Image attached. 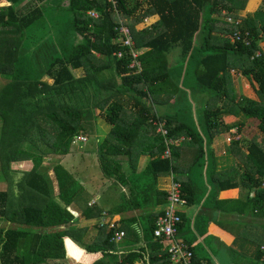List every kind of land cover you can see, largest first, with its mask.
Here are the masks:
<instances>
[{"label": "trees", "instance_id": "1", "mask_svg": "<svg viewBox=\"0 0 264 264\" xmlns=\"http://www.w3.org/2000/svg\"><path fill=\"white\" fill-rule=\"evenodd\" d=\"M24 1L0 0V4L8 2L0 6V80L4 81L0 84V182L7 184L0 190V264H65L59 261L67 258L68 239L94 255L81 256L82 264H135L138 260L142 264H171L170 254L164 253L154 238L155 223L167 197V189L158 186L159 178L173 176L182 181L186 204L197 203L192 183L185 176L179 179L178 167L188 166L193 153L205 158L213 140L233 130L234 126L224 122V117L231 114L243 113L255 120L262 140L247 141L246 149L241 146L243 140L233 143L238 166L217 174L218 189L202 205L209 206L218 191L240 188L248 199L245 204L264 216V7L243 16L239 13L247 0H147L148 10L129 23L135 48L142 52V71L137 72L129 67L127 49L115 42L116 26L120 20L133 18L143 0H69L65 14L58 6L62 9L57 11L59 19L68 18L60 25L59 19L54 21L57 16L49 18V9L54 8L51 0H33L28 7L22 6ZM95 10L97 18L88 13ZM226 12L242 19L237 26L249 33V46L245 41H233L236 27L227 21ZM146 14H158L159 18L150 27L137 29L136 22ZM44 22L53 26L57 23L66 34L57 41L59 47L55 44L57 38L45 41L52 46L41 45L40 34L45 31L40 25ZM78 33L82 39L77 43ZM199 38L201 44L197 45ZM31 46L34 52H27ZM41 46L48 60L44 62L48 63L46 70H41ZM119 51L127 52L119 58ZM173 51L180 54L175 55L179 60L171 65L169 55ZM258 51L263 52L261 57H256ZM77 71H84V75L76 78ZM236 73L251 80L258 100L237 96L233 80ZM46 76L54 83L44 80ZM189 89L204 91L195 92L199 96L208 93L200 116H193L191 111L184 116L186 110H171L173 105H180ZM68 95H74L71 101ZM88 100L92 106L85 104ZM96 110L100 115H95ZM101 122L107 125L106 137L100 142L98 138L96 149L101 170L117 184L131 185L133 193L131 198L126 194L121 205L112 208L98 201L90 203L91 198L83 199V184L60 159L54 167L55 178L44 166L47 157L69 155L78 137L100 134L97 127ZM161 123L167 134L158 132ZM34 130L36 136L32 135ZM169 142L178 144L169 146L168 158L164 155ZM141 156H149L150 161L140 171L137 164ZM126 159L130 174L123 165ZM24 161H31L34 167L16 180L12 164ZM194 165L199 167L201 163L183 168V174L189 177ZM234 201V209L237 202H245ZM159 204L162 206L157 207ZM72 205L78 206L88 221L100 220L105 210L118 213L123 209H140L147 218L138 226L140 230L126 217L123 227L114 230L96 224L90 242V226L76 225ZM246 207L239 210L245 211ZM180 215L179 235L184 227L191 228L184 214ZM206 225V221L202 223L204 232ZM244 226L251 233L255 227ZM257 227L264 230L263 226ZM116 231L126 232L123 241H113ZM129 237H134V243L144 240L146 247L120 256V245L132 242ZM247 237L243 229L236 235L237 239ZM185 242L192 247L190 241ZM255 245L258 252L252 263L264 264V237ZM192 250L195 264L207 260ZM207 263L212 264L210 260Z\"/></svg>", "mask_w": 264, "mask_h": 264}, {"label": "crops", "instance_id": "2", "mask_svg": "<svg viewBox=\"0 0 264 264\" xmlns=\"http://www.w3.org/2000/svg\"><path fill=\"white\" fill-rule=\"evenodd\" d=\"M263 2L264 0H247L245 9L241 10V15H252ZM220 28H222V25ZM178 54H180L179 51H173L169 55L171 65L176 64L172 62V56ZM77 73L75 74L74 72L76 78L77 76H79L78 78L83 76L80 71H77ZM253 99L258 100L257 94L253 97ZM192 110L193 112L195 111L194 108H192ZM200 114V112L199 114H196V117L200 116ZM247 118L248 117L243 113L240 115L231 114L225 116V124H227L228 126H234L233 130L230 131V133H222L219 138L213 140V142L209 146V152L207 153V156L205 158H198V156L193 153L191 155L192 160H190L188 166H190L193 162H195V164L197 162H200L202 166L200 165L199 167H197L196 165H194V170H192V174L189 177L188 173L183 174V176L187 177V180H190V183H192V186L194 188V196H196L199 201L195 204L185 203L183 206L185 207L184 210L180 211L186 217V222L189 221L191 223V228L188 229L186 224L187 229H185V227L183 228V231L180 233L179 238L184 241H190L194 250L198 252V256L200 258H207V260H210L212 264H253L252 262L256 259V253L258 252L255 241L261 240V238L264 237V230L260 229L259 227H252L254 229H251L252 233L249 231L250 229H246L245 226L241 227V225L247 224H249L250 226H260L262 223H264L263 221L261 222L264 216L257 215V212L252 210L250 205L245 204L248 199L245 197L246 195H243V191L240 188L218 191V193H216L217 197L214 198L213 201H211V204L209 206L202 205L204 204V200L207 199L208 194L211 191L218 189L217 174L222 172H229L238 166V158L236 155V151L233 148V143L237 140H243L241 141V146L246 149L247 141L249 140H247L244 134L246 131H248V127L250 129V125L246 124ZM250 121H252V119L249 120V122ZM252 124H254V122H252ZM240 129L243 130L244 133H241L239 131ZM230 138H232L231 141L229 140ZM96 149L97 147L94 148L93 151L97 153ZM125 161L128 162V159H126ZM140 161H145L147 163V166L150 161V157L141 156V158H139L137 169L141 171L146 166L141 167L139 165ZM123 165L124 167L126 166L125 163H123ZM188 166H185L184 169H186ZM125 169L128 174L132 172L130 166H128V168L126 167ZM52 176L55 178V172ZM170 178H172V176L160 177L158 186L163 189L167 188L166 186L169 184ZM81 183L83 184V186H86V184L82 181ZM116 183L118 182L116 181ZM56 186V190L59 192L58 184H56ZM119 186V196L107 192L106 195L103 188H97V193L94 197H92V199L97 198V201L99 203L102 202V206H104L105 208H112L122 203L125 199L126 194L128 198H131L133 194L130 190L131 185H123L122 183H120ZM201 193L204 194L201 195ZM234 200H242L245 202H237V209H234ZM161 206L162 205L159 204L157 207ZM243 207H246L245 211H240L239 209ZM71 210L77 216L76 225H79L81 223V220H83V217L78 218L79 214L81 213L80 209L78 208V206L72 205ZM125 217L130 218L134 226H136V228L140 230L138 226L143 223L145 216L140 209H123L118 213H109V215L105 217V221H107L108 224L116 222L117 227H123V220ZM146 218L147 217H145V220ZM205 221L207 222V227L206 231L204 232V229H202V223H204ZM88 222L92 221L83 220L81 226H88ZM239 222H242L241 225H238ZM101 223L102 218H100V220H96L94 222V226L97 224V226L99 225V227H101ZM1 224L4 225V223ZM104 227L108 228L106 225ZM242 229L244 235L248 236L247 238H245V240L236 238L237 233L239 234L240 230ZM92 231L93 229L90 227L89 236L87 237L88 241L90 242L93 241V237L95 235V233H92ZM133 238L134 237L128 238L130 241H132L131 243L125 242L120 245V250L118 251V254L120 256L132 252L137 247H146V242L144 240L140 241L139 243H134ZM68 240L69 242H67V258L59 262L65 263L66 261L68 264H82V262H80V259L84 254L88 256H94L88 253L86 247H84L83 245H80L72 239ZM79 251L80 254L78 256ZM144 260L148 262L147 257ZM207 260L205 261L207 262ZM51 263L53 262L51 261ZM135 264H142V262L138 260Z\"/></svg>", "mask_w": 264, "mask_h": 264}, {"label": "rangeland", "instance_id": "3", "mask_svg": "<svg viewBox=\"0 0 264 264\" xmlns=\"http://www.w3.org/2000/svg\"><path fill=\"white\" fill-rule=\"evenodd\" d=\"M32 1L33 0H25L22 3V6L28 7L30 2H32ZM57 1L58 2L55 3L54 1L51 0V3L54 4L55 9L54 8L49 9V13H48L49 18L57 16L54 18V21L56 18H57V20L59 19V13L57 11H61L63 9L62 12L65 14V11L67 10V8L69 7V4H70L69 0H57ZM143 2L144 3L140 4L136 8V15L133 18L122 20V22H125L126 24H128V26L130 28H131L130 24H132L130 21L134 22V19H139L142 16V14H144L148 10L147 0H143ZM0 6H3V4H1ZM58 6L62 7V9L58 8ZM260 6L264 7V2ZM55 11H56V13H55ZM88 13L90 15L93 14L91 11ZM67 14H70V13H67ZM240 14H241V11H240L239 15ZM158 18H159L158 14H148V15L146 14L143 17L142 21L136 22L137 29L150 27ZM67 19L68 18L59 19L58 24L59 23L64 24L67 21ZM46 20H48V17H46ZM40 26H41L42 31H45L44 32L45 34H40L41 39H43V40H41L42 41L41 45L45 44L46 40H51L50 38H52V40L57 38V40L55 41V44L57 43V41L60 42L61 40H63L65 38L66 34H63L64 31L61 30V27H58L57 23H56V26L55 25L53 26V25H49L48 23L44 22ZM59 28H60V31H59ZM70 33L71 32H68V34H70ZM77 37L78 38L76 39V42L77 43L81 42L80 40L82 39V37H79V33H78ZM218 41H219V39H218ZM46 44H50L52 46V44L49 42ZM197 44L198 45L201 44L200 38L197 40ZM57 45H58V47L60 46V44H58V43H57ZM42 47L43 46H41V48H40L41 50L39 49V52L42 53V59H41L42 62L40 61V64L42 63L41 70H46L48 67V63H44V62H47L48 60H47V58H45V54H44L45 51H43ZM46 48H49V47H46ZM53 48L56 51V48L54 47V45H53ZM34 50H35V47L31 46V47H29V50H27V52L32 53V52H34ZM171 60H172V62L175 63V62H177V60H179V58H178V56H172ZM38 66H39V62H38ZM80 72L82 73V75H84V71H80ZM76 73L77 72H75V74ZM102 76L104 77V74ZM78 77L79 76H77V78ZM233 78H234L233 80L235 81L234 87L236 88V93H237V96L239 98H245V97L253 98L254 96H256L255 88H254L253 83L251 82L250 79L246 78L245 76H243L242 74H239V73L235 74ZM44 80H46L47 82H49L51 84L54 83L53 78H51L50 76H46L44 78ZM2 83H4V81L0 80V84H2ZM181 90L185 91V89L183 87ZM189 90H190V92L187 93L186 98L180 103L179 106L175 107L173 105V107L171 108L172 112L173 113H182L184 110H186L184 113V116L187 115V113H189L190 111L192 112L193 116H195V117H196V114H199V112L202 115L201 107L204 106L205 105L204 102L209 99L208 93H204V95H201V96H205V97H201V96H199V94H197L195 92L201 93L204 91H202L200 89L199 90L201 92L192 91L191 89H189ZM73 97H74V95H72V96L68 95L69 101H71ZM100 98L101 97H98V99H100ZM96 100H97V98H96ZM80 101H83V100H80ZM85 104L90 105V106L93 105V103L90 102L89 100L85 101ZM192 108L195 109L194 112H193ZM95 115H100V111L96 110ZM247 119H246V124L250 125V129L248 127V131H246L244 134L245 137L247 138V140H249L250 142L254 139L262 140L261 132H259L258 125L256 124L255 120H252L249 122V120H251V119L249 118L248 121H247ZM252 122H254V124H252ZM105 127L107 129V125H104V123L101 122L99 124V126L97 127V131H99L100 134L97 133V136H96V133H95V135L90 136V137L89 136H82L81 137V140H82L81 143L83 145L80 147H76V145H79L81 143L78 141H74V144L71 148L73 150L69 155H67L65 157L55 156V158H54V156L47 157L45 162H44V166L49 167L51 170V175H54V167L57 164V161L60 159L62 161L61 163L66 167V169L68 171L75 173V176L78 179H80V181H82L83 183L86 184V186H84V189H83L84 192H81V194H82L83 199H85V200H88L89 198H91L90 203L97 201V198L92 199V197H94L95 194L97 193V188H103L105 190V194L107 192V193H112V194L119 196V190H120L119 184L116 183L115 178H108L103 174V172L101 170V164H100L99 156L97 153H95L93 151V149L97 147L98 138H99V142H100L106 137V133L104 132ZM2 129H3V122H2V120H0V135H1ZM36 130L33 131V133H32L33 136L37 135ZM243 138H244V136H243ZM81 147H84V148L82 150H79V148H81ZM125 164H126L125 168L126 167L128 168V166H130L127 161H125ZM146 164L147 163L145 161H140V163H139V165L141 167L146 166ZM2 166H3V160L2 161L0 160V172L2 170ZM33 167H34V164L31 161L17 162V163L12 164V170L16 171V172H13L16 180L21 179L24 172H28V171L32 170ZM184 167H185L184 164H180L178 167L179 179H182V177H183L182 171H183ZM171 183H172V178H170V182L166 187L168 188L171 185ZM5 187H7V184L0 182V190L5 189ZM15 189L20 190V187L15 185ZM214 192H215V190L211 191L208 194V196L214 194ZM246 192L248 193V191H246ZM116 193H118V194H116ZM202 194H204V193H201V195ZM112 201H113V196H112ZM100 204H102V202ZM183 206L184 205L178 207L179 212L184 210L185 207H183ZM82 217L83 216L80 213L78 218H82ZM83 220H84V217H83ZM83 220H81V223L79 224V226H81ZM262 221L264 222V217L262 218L261 222ZM94 222H95V220H92V222H88L87 224L93 229L92 233L96 234L97 229L94 226ZM251 225H253V224H251ZM261 225L264 226V223H262ZM254 226L256 227V225H254ZM166 246H167V243L165 245H162V247H163L162 249H164ZM65 264H68V263L65 261Z\"/></svg>", "mask_w": 264, "mask_h": 264}, {"label": "built area", "instance_id": "4", "mask_svg": "<svg viewBox=\"0 0 264 264\" xmlns=\"http://www.w3.org/2000/svg\"><path fill=\"white\" fill-rule=\"evenodd\" d=\"M93 17L97 18L99 13L95 11H91ZM227 21L231 23L234 27H236V31L233 37L234 42H243L245 41L246 45L249 46L251 44L249 37V33H245L242 29L238 28L242 19L235 17L233 15L227 14ZM116 30L118 31V37L115 40L116 43H120L131 56V63L129 67L131 69H136L137 72L142 71L141 62L139 60L140 55L142 52L135 48V40L133 38V33L131 28L125 22H120L116 26ZM264 42L261 43V47L263 48L264 52ZM127 51H119L117 56L119 58L123 57V54ZM258 51L256 53V57H261L262 53ZM163 123H161L158 127V132L163 131L164 134H167L165 130L162 129ZM234 133V132H233ZM230 141L232 138L229 139ZM78 142H82L81 137L77 138ZM178 143L169 142L168 149L165 151V157H171V151L169 146L177 145ZM183 194V183L180 180L174 179L172 176V183L167 188V197H166V205L163 213L158 216L155 228H154V238L157 240L161 245L167 246L163 249V252L166 251L170 254V262L171 264H195L193 262L194 253L192 247L187 244L184 240L179 238V224L182 222V218L179 212L178 207L184 205L186 203L185 199L182 196ZM109 215V212L106 210L103 211L102 214V223L101 227L105 225L109 228V230H114L117 227L116 222L109 223L105 221V217ZM109 225V226H108ZM125 231H116L115 235L113 236V241L121 242L126 237ZM264 252V245L261 248ZM196 264H208L205 262H199Z\"/></svg>", "mask_w": 264, "mask_h": 264}, {"label": "flooded vegetation", "instance_id": "5", "mask_svg": "<svg viewBox=\"0 0 264 264\" xmlns=\"http://www.w3.org/2000/svg\"><path fill=\"white\" fill-rule=\"evenodd\" d=\"M4 4H5V5H8V2H4V3H3V6H5ZM0 5H1V4H0Z\"/></svg>", "mask_w": 264, "mask_h": 264}, {"label": "clouds", "instance_id": "6", "mask_svg": "<svg viewBox=\"0 0 264 264\" xmlns=\"http://www.w3.org/2000/svg\"><path fill=\"white\" fill-rule=\"evenodd\" d=\"M237 74V73H236ZM82 137V136H81Z\"/></svg>", "mask_w": 264, "mask_h": 264}]
</instances>
